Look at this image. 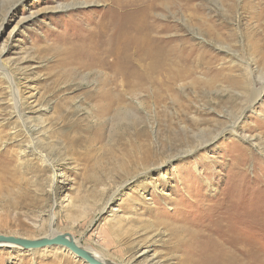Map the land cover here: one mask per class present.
Segmentation results:
<instances>
[{
	"label": "rangeland",
	"instance_id": "obj_1",
	"mask_svg": "<svg viewBox=\"0 0 264 264\" xmlns=\"http://www.w3.org/2000/svg\"><path fill=\"white\" fill-rule=\"evenodd\" d=\"M248 1L0 0V234L67 233L115 264H264ZM139 40L182 53L169 88L140 83ZM0 264L88 263L58 245L0 246Z\"/></svg>",
	"mask_w": 264,
	"mask_h": 264
},
{
	"label": "bare ground",
	"instance_id": "obj_2",
	"mask_svg": "<svg viewBox=\"0 0 264 264\" xmlns=\"http://www.w3.org/2000/svg\"><path fill=\"white\" fill-rule=\"evenodd\" d=\"M224 2H226L225 5L228 6L229 10H231V9L233 10V3L231 2L232 5H230V3H229L230 0H224ZM248 3H249V1H248ZM251 4H252V7L250 9V13L253 14L255 12V8L257 7L258 4L255 2V0H253V1H251L249 3V5H251ZM242 12H241V14H242ZM133 46L135 48V54L138 57H143V56L147 55V49L151 52L153 68H151V69H147L146 67L140 68L141 69V72H140V83L141 84L146 83V85H147V84H149V82L153 81V82H156V86H158L157 89L158 90H162L160 86H163V84H167L168 88H169L171 86V84L175 81L177 76H178V78L180 76H182L181 75L182 74V70L179 69V66H180L179 63L182 60V53H180V52H178L176 50H172L171 48H168V49H166V51L163 49L162 56L160 57V52H154L153 51L154 50V47H153L154 45L151 44L148 47V43H144L143 40H139L138 44L135 43V44H133ZM143 58H145V57H143ZM134 62L136 63V61H134ZM6 76L8 78L12 79L10 75L6 74ZM12 82H13V80H12ZM13 85H14L13 86V88H14L13 101H14L15 107L18 110L17 112H18V116L20 118L21 117V113H19L20 112L19 109L22 106V95H21L20 88L17 85H15L14 82H13ZM160 94H162V93H160ZM259 94H261L260 91H258L255 94L254 97L259 96ZM53 219L54 218H52V220ZM4 246H8V245H4ZM11 247H13V248H21V247L13 246V245ZM87 249L91 250L92 253L95 256H97L99 259H101L102 261L105 262L106 258L102 257L97 251H95V250H93L91 248H87ZM72 254H74V253H72Z\"/></svg>",
	"mask_w": 264,
	"mask_h": 264
},
{
	"label": "water",
	"instance_id": "obj_3",
	"mask_svg": "<svg viewBox=\"0 0 264 264\" xmlns=\"http://www.w3.org/2000/svg\"><path fill=\"white\" fill-rule=\"evenodd\" d=\"M4 245L18 246L23 249H38L60 245L70 250L78 258L84 260L88 264H115L107 259L105 262L102 261L97 256H95L91 250H88L72 235L67 233H55L38 239H29L25 237L0 234V246Z\"/></svg>",
	"mask_w": 264,
	"mask_h": 264
}]
</instances>
